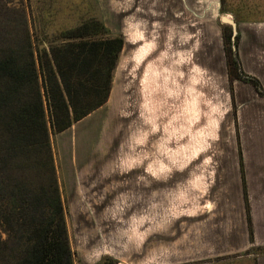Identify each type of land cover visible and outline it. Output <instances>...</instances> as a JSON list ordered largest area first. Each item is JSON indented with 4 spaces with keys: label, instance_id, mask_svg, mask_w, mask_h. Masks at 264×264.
Returning a JSON list of instances; mask_svg holds the SVG:
<instances>
[{
    "label": "rangeland",
    "instance_id": "374dc122",
    "mask_svg": "<svg viewBox=\"0 0 264 264\" xmlns=\"http://www.w3.org/2000/svg\"><path fill=\"white\" fill-rule=\"evenodd\" d=\"M140 5L0 0L24 12L35 57L90 20L123 40L107 103L71 132H49L74 264H255L248 255L262 248L217 256L190 245L194 222L239 207V151L244 179L264 174V0ZM222 16L237 25L234 72Z\"/></svg>",
    "mask_w": 264,
    "mask_h": 264
},
{
    "label": "trees",
    "instance_id": "16d2710c",
    "mask_svg": "<svg viewBox=\"0 0 264 264\" xmlns=\"http://www.w3.org/2000/svg\"><path fill=\"white\" fill-rule=\"evenodd\" d=\"M27 26L23 11L0 7V264H74L49 132L61 134L107 103L123 40L90 20L35 57ZM229 65L237 70L236 57Z\"/></svg>",
    "mask_w": 264,
    "mask_h": 264
},
{
    "label": "crops",
    "instance_id": "0c3cea01",
    "mask_svg": "<svg viewBox=\"0 0 264 264\" xmlns=\"http://www.w3.org/2000/svg\"><path fill=\"white\" fill-rule=\"evenodd\" d=\"M94 1L97 4V6L101 8V10L121 11L126 13L127 11L130 12L132 10L134 12H140V7H141L140 4H142V0H94ZM132 6L134 8H132ZM176 8L177 7H174L173 9ZM175 12L178 11L171 10L169 13H175ZM141 40L145 42L143 36H141ZM169 78L171 77L168 76L167 77L168 80H166L167 87L172 86V82L169 81ZM155 80L156 79L153 80L154 83ZM167 95L168 94H166V96L162 94V97H165V99H167L168 98ZM86 118H84L82 121L78 123L73 124L71 128L67 129L62 133L71 132L72 128H76V126L84 122ZM258 165L261 168L262 165H260V162ZM239 173H240V169H239ZM263 175L264 174H259L257 180H253V178L249 177V175L248 177L247 175L245 176L246 177L245 184L247 191L246 195H247V201L250 212L249 218L253 232L252 235L253 243H250L248 238L249 231L245 216L246 211L242 197L243 192H242V184H241V189L237 190L241 192L239 207H236L235 205L231 206V204H226L223 207V209H221V211H218L219 213L218 215H213L208 217V218H212L211 219L212 221L206 218L205 222H203L204 225L202 224V222L201 223L194 222V229H193L191 245H190V247L192 248L191 253L199 255L203 253L210 254V252H212L213 254H217V256H220L222 254L231 253L232 251H245L257 247L264 248V176ZM238 208H240L241 215L237 213V215L235 216V211ZM206 210L207 212H212L210 204L207 205ZM239 215L240 218L237 217ZM209 242L211 243L209 244ZM196 244H201L203 248L197 247ZM207 244H209V247L207 246ZM201 249L205 250V252H200ZM248 258H254L255 264H264V255L258 256L251 254L248 255Z\"/></svg>",
    "mask_w": 264,
    "mask_h": 264
},
{
    "label": "water",
    "instance_id": "95a60500",
    "mask_svg": "<svg viewBox=\"0 0 264 264\" xmlns=\"http://www.w3.org/2000/svg\"><path fill=\"white\" fill-rule=\"evenodd\" d=\"M221 22H223V24H227V25H229L230 27H231V42H232V49H233V51H232V53H233V56H234V58L236 57L235 56V51H236V49H235V45H234V38L236 37V31H237V25H236V23H234L232 20H230V19H228V18H225V17H221Z\"/></svg>",
    "mask_w": 264,
    "mask_h": 264
}]
</instances>
